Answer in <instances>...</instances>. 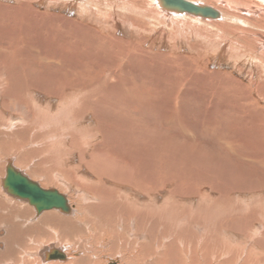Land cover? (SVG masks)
<instances>
[{"label":"bare ground","instance_id":"6f19581e","mask_svg":"<svg viewBox=\"0 0 264 264\" xmlns=\"http://www.w3.org/2000/svg\"><path fill=\"white\" fill-rule=\"evenodd\" d=\"M12 1H15V2L21 1V3L25 2L26 4L24 3L19 8L12 10V12L15 14V16H9L10 15L9 12H4L8 6H0V21L7 23L3 27H2V25H0V36L3 38V41L5 42V43H3L0 40V54H4V53H7V54L10 53L11 54L12 53L13 55H15L16 59L23 60V58H26V60H28L29 62H32V63H34L35 61H36L35 63L42 62L41 65L46 64L48 67H49V65H51L52 68H54V70L57 69L54 72L50 71L49 74L44 73L43 74L44 76L42 75V77H40V79L31 81L34 84L31 83V85H30L31 89H27L28 91H24L21 89L22 90L21 91L22 98L23 99L25 98L30 103L32 102L31 104H33L35 106V109L38 112V114L36 116V122H34L36 124H34V126L35 125L38 126L40 124L37 121L39 120V116H40V114H42V111H44V114H46L48 116V118H49V115L53 116V118L54 117L59 118L60 115L61 116L65 115L66 118H64L65 120H63V123H64V121H67L71 126H75L78 129L77 130L78 135L76 133L75 134L77 136H79L82 147H85L86 145L88 146V144L89 145H91V144L96 145L97 140H98V134L100 132H101L103 137L102 138L99 137V138L104 140V143H106L108 146H110V144H112V142H113V144L115 143V144L119 145L120 144L119 143L120 137L125 136L127 138L125 146H126V148H129L130 150H129L127 157H126V164H128L130 166V171H128V172L126 171L127 174H126V177H124V180H125V178H127L128 182H127L126 186L131 187V188H130V190L127 191V195H126L127 200L124 203V205L126 204L124 207L127 210L126 211L127 214L125 215L126 218L123 220L125 222L124 223L125 225L122 223V226L123 227L129 226L130 229H132L131 235H129V237L132 239V241L137 240L141 243L148 242V238H147V235L145 233L139 234V233L134 232V229H135L134 226H135L136 222L138 221V219L140 222L143 223V225H144V223L146 224L147 220H148L149 224H152L153 222H155L153 220L154 219L153 216H155L159 213L158 214L160 217L159 222L162 221L163 223L164 222L166 223V220L168 219L167 217H171L170 216L171 213H166L165 210L161 209V208H165L166 210L168 209V202L164 201L165 200L164 197H157V198H161V201L159 200V202H157L158 201L157 198H156L157 201H154L152 198L153 194L155 192L154 186L156 183L153 184L152 174L149 173V166L147 163V157L148 156L143 155V158L137 157L139 154L136 152L137 149H135V143L137 141L136 144H138V142L146 140L147 137L143 134H140V135H137L138 137L136 136L137 138L135 139L136 133L132 132V128H131L132 124L129 123L127 119H126L127 121H124L120 116V113H121V115H123V114L126 115L125 112L127 113V111H126L127 109H122V112H119L118 109H111V106L108 105V101H111L114 99L117 100L119 98H122L121 96L126 98V95L128 97H130V96L137 97L138 94L136 93V96H135L134 89L132 88V83L130 81V80H132L131 77H135V78H137V80H142V81L148 80L147 82L150 83V85H154V84L152 81H149L150 80L149 78H155V80L159 79L158 82L156 81V83L158 85L154 86L155 90H157L156 92H158V91L162 92L161 95H163V97L165 96L164 99H162L163 97L161 95H159L161 97L159 100V103L162 104L163 108H165V109L167 108L168 103L170 104V108L168 110L166 109V112L163 114V117H162L163 121L165 119L166 122L171 124V123H175L174 120H176L177 125L183 126V129L184 128L188 129L185 125L179 123V118L181 117V115L179 114L180 113L179 109L181 108V105L183 104V102L186 101L185 100L186 97H184V94H180L179 92H177V90H176V92H174L175 90L172 91V88L175 87L176 84H171L170 82H168L164 79V74H162L163 73L162 72V66H163L162 60L160 61L161 57L157 58V56L155 55L156 57L152 56V58L151 57L146 58V57H143L145 55H142V54L139 56H134V54L133 55L131 54V55H127L125 57L124 56V55H126L125 53H120L118 55L115 52H113V50L112 51L110 50L111 52L109 51L107 54L102 53V51H99L100 47H102L104 44H106V42L110 41L111 38L114 39L113 42L115 44H116V42L117 43L119 42V43L128 45V44H134L132 42L130 43V40H132L131 34H133L135 36L141 35L142 37H144L143 41L144 42L146 41V44L148 45L147 47H150V48H152L153 46L157 47L158 44H160L161 46H167L168 45L167 47H169L171 52L177 51V50H179V48H183V49L186 48L185 50L191 49L192 51L196 52L198 59H204L207 56L210 57V59L213 60L215 65H219V64L221 65L222 63H224L227 65L229 64L228 65L229 67H235V65H237V66H239V65L245 66L246 65L247 67L249 66L248 72L247 73L244 72L247 75L244 77L248 79V84L247 85L245 84L246 85L245 87H242L243 85L241 86L239 84L245 90V92H244L245 94H242V95L232 94L233 98H229L230 99V101H229V100H226V98L228 96L224 97L223 94H221V91L217 92V91L212 90V92H209L208 94H206V92H208L206 90L207 89L206 88L205 89L206 91H204V93L206 94L205 95L206 98L204 99V101L207 102L211 99V102H209L208 104H210L211 106L212 105L214 106V104H215L214 107H217L216 104H218V108H217L218 113H224L228 108H233V110H231V111L237 113L235 118L240 119L241 127H243V124L246 125V127L244 126V128H243V130H245V132L239 131L240 133L243 134L242 138H240V140H237L238 143H240L238 145H241L243 148H245V152L242 155L243 156L242 158L243 159L245 158L244 159L245 162H249V163H253V164L254 163L258 164V163L264 162V157H263L264 147L262 148V145H261V143H263L261 141V138L264 139V0H217V1H215V0H185L187 2L195 4L197 6H206V7L212 8L214 11H216L219 14L218 18H216V19L202 18L201 16H193V15L185 14V13L167 12V11H164V9L163 10L161 9V7L159 6V2H158L159 0H107L106 2L104 0L103 2H101L103 4L105 2V4H106L105 5L106 9L103 12H101L100 11L101 9L98 8V6H97L98 3H99L98 5H100V0H67L68 2H64L63 4L57 3L56 0H12ZM31 3H33V5L38 4L40 6H53V7L58 6L63 11H65V10L71 11L76 15V19L79 20L80 22H82L83 25L71 22L70 20H68L64 17H61V16H59V17L58 16L57 17L56 16L55 17H48L49 15H47V12L44 13L45 17H43V15L41 13H39L35 10H32V9H28V8H31L30 7ZM211 5L218 6L221 11L217 10L216 8L212 7ZM26 7H28V8H26ZM8 8L11 9L10 7H8ZM20 9H22V10H20ZM3 12H4V15H3ZM119 13H120V15H119ZM151 13L154 14V16L151 15ZM26 16H28L29 19H31V20H29L28 17H26ZM167 16H169V17H167ZM141 17L146 19V22H144V24H142V25H146V26H150V27L152 26L153 29L151 28V30H149V31L142 29L141 23L139 20V18H141ZM40 18H41V20L39 21ZM54 18H56V21L59 20L57 22L60 23L59 24V25H61L60 29H62L64 34L67 33V34H70L71 37L73 36L72 40L76 41V42H74L75 43L74 46H72L73 43L70 40L69 41H67V40L61 41V43L63 45H59L56 43H53V45H52L51 38H48L44 42H41V40L39 39L36 42H33V44H31V45H25L26 41L28 40L25 38L27 33L34 31V29H36V28H39L38 26L41 27V24H44V23L48 24L49 20H55ZM158 18H159L160 22H159ZM181 18H186V20L188 18V20H189V21H187V23L189 22L188 25L193 24L192 22H198L201 27L202 26L210 27V29L213 30L212 36L215 37L213 40L218 39L219 41L212 43L213 41L211 42V40H209L208 36H206V38L208 37V40H209V41L207 40V42L204 41V39H202V38H200L201 40L199 38L198 39L194 38V37H196V35L194 33L193 34L191 33V30H189L190 28L189 29L186 28L187 26L184 27L183 24H182V26H180V24L182 23ZM33 23H35V24H33ZM89 23L90 24L92 23L96 27H99L101 29V31L104 29L103 33H106L109 38L105 39V38L99 36V33L96 34L92 31H89L88 29H86V27L88 26ZM142 23H143V21H142ZM164 24H168L170 26L169 27L170 30L163 28L165 26ZM46 26L48 27V29H50V27L48 25H46ZM173 26H176V27H173ZM177 26L181 27V28H177ZM207 27H205V28H207ZM73 28H74V32H70V30ZM162 29H164V30H162ZM177 29H179L180 31ZM186 29H188V30H186ZM195 29H198V28H195ZM225 29L235 30L237 32V34H236L237 40H235L236 44L235 43L231 44L226 40L220 39V38L223 39V36L225 34L223 35L221 33ZM198 30H196V31H198ZM38 32H39V30H38ZM115 33H118L120 37L114 38L113 36H115L114 35ZM199 33L206 34L205 29H204V31L200 30ZM9 34H11V35L9 36ZM50 35H53V34H50ZM7 36L9 39L8 41L6 39ZM1 37H0V39H1ZM22 37L25 39L21 40ZM204 37H205V35H204ZM136 39H138V38L136 37ZM110 43H112V42H110ZM21 45H24L23 47H26L25 53H23V51L21 49H18ZM134 45L138 46L137 41H135ZM233 45H234V47L236 46V48H237L236 50H233V48H232ZM161 46H160V48H161ZM23 47H21V48H23ZM154 48H152V49H154ZM123 49L125 50L127 48L124 47ZM20 53H23V54L19 55ZM113 56H115L114 59H112ZM182 57H183V55H182ZM152 59H154L156 61L155 63L157 66L155 65L154 67H152V63H151ZM138 63H140L139 69L136 68L139 65ZM202 63H203V61H202ZM11 64H12V62H11ZM103 67H115L116 69L114 70V72L113 71H105V70L102 71ZM165 67H164V69H166ZM167 67H170V66H167ZM242 68H244V67H242ZM195 70H197V69H195ZM197 71H196V73L194 71H192V72H194L198 76ZM235 71H236V69H235ZM189 74H190V72L187 73L186 75H189ZM220 75H223V74L221 73ZM181 76H183V75H181ZM218 76L219 75H217V77ZM198 77H200V76H198ZM203 77L204 76H202V80H203ZM188 78H189V76L187 77V79ZM196 78L194 79L192 77L189 82L187 81V83H189V86H188V84H183V85H185V86L187 85V89H188V87H190V88L193 87V89H195L197 86ZM206 78H208V77H206ZM206 78H204V79H206ZM224 78H226V77H224ZM180 79H181V77H180ZM3 82L4 81H0V92H1L2 87H3ZM211 82H213V81H210V83ZM236 83L237 82H235V84ZM180 86L181 85H179V87ZM200 86H201V83H200ZM109 87H112L114 89V91L112 90V88H109ZM37 91H38V93H37ZM173 92H174V97L176 98L174 108H172V103L174 102L175 99L174 100L171 99ZM196 92H197L196 90L193 91L192 95L195 94ZM240 93H241V91H240ZM254 94L256 96V99L254 98ZM139 95H140V93H139ZM169 95L171 97H169ZM102 96L104 97V99H102V100H105L103 102H101V100H99V98ZM85 97H89L90 99L94 98V100H97L102 104L100 106L94 107L93 109L91 108L92 110L85 108L83 112H81V111H78V113L73 112L75 114L72 115L71 111H73L72 110L73 107H76V108L79 107L80 108V106L83 105V99ZM10 98H12V97L11 96H5L3 98V103H1V105L3 106L5 104V102H7V100L8 101L10 100ZM46 98L48 100L50 99L51 103L46 102L45 101ZM52 100H54L53 104H52ZM39 101H42V102L44 101L43 103H47L48 105H50L49 109H46L45 107H43L44 104L42 105V103ZM93 102H91V103H93ZM99 102H98V105L100 104ZM260 102H262V104ZM96 103L97 102L95 101V104ZM123 103L126 104V101H124ZM123 103L119 104L120 107L123 106ZM137 107L138 106L132 104V106L130 105L129 110L135 109ZM250 107H252L253 111H257L258 114L254 115V114L250 113L251 110L248 113L243 111V109H245L246 111L249 110ZM20 109L18 111H20ZM160 109H161V106H160ZM21 110H23V109H21ZM112 113L117 115L118 118L110 116ZM244 114H246V115H244ZM90 115L92 116V118L90 117ZM23 117L21 116V118H19V119L18 118L17 119H14V118L8 119L7 118V126H8L9 122H11L12 124H20V123L26 121L25 120L26 118L23 119ZM116 119H119V121H116ZM120 119H121V121H120ZM2 121L3 120H1V117H0V123ZM91 121H95L96 125L90 124L89 122H91ZM67 122H66V124H64V125L62 124V125L64 128H66L68 130L69 128L67 127V124H68ZM10 125L11 124H9V126ZM58 126H61V124H59ZM48 127H50V126L48 125ZM52 127H53V125H52ZM83 127H85V128H83ZM4 129L6 131H3ZM73 129L71 128V131ZM180 129H181V127H180ZM44 130H46V129H44ZM49 130H51V129H49ZM58 130L59 129H57V131ZM60 130H62V129H60ZM102 130H103V132H102ZM63 131H65V130H62L61 132H63ZM250 131H254V134H252L253 137H252L251 142L248 146L249 141L247 139L245 140L244 136L246 133H248ZM72 132H74V131H72ZM12 133L13 132L9 131V128H7V127L5 128L4 126H2L0 124V151H1V148L6 145V142L8 141L7 139H10V137H13L15 139V137L13 136L14 134H12ZM187 133H188V131H187ZM62 134L63 133L58 134V132H55L54 128L52 129L51 132L49 131V132L40 134L41 136L46 138L47 143H49V141L52 140L50 142V144L48 145V148L45 149L46 155L50 156L52 159L54 158V160H55L54 164L58 167H61V166L66 167L65 166L67 164L66 162L69 159H71L70 154H72V153L69 154V152H68V154H69L68 155L67 151L65 152L66 154L64 152L62 153V151H60V149L58 148L60 146V144L63 143V140L66 138V136L68 135V134L67 135L64 134V136H62ZM19 137H21V136H19ZM37 137L38 136H35L34 140L33 139H32L33 141L30 140V142L28 140H27L28 142H26V141L24 142V141H22L23 138L22 139L20 138L22 143H21V141H19V143L17 142V144H16L17 149L22 150V149L27 147V150L25 149L26 151H22V153H24L25 156L30 157V155H33L34 152L36 151L34 142H36ZM236 144H237V142H236ZM11 145H9V146H11ZM13 146H15V145H13ZM151 146H152L151 145V139H149L148 145L145 147V149L140 147V151L141 152L142 151L147 152L144 150H149V152H150ZM28 147H30L29 150H28ZM63 149H66V148H63ZM253 149H257L259 151L254 152ZM199 151H201V150H199ZM9 152H11V151L9 150ZM19 152L21 153V151H19ZM0 153H2V152H0ZM123 154H124V152H123ZM104 155H105V153H103L101 151L100 156H104ZM19 158H21V157H18V159ZM64 158L65 159L68 158V159H66L67 161ZM36 161H37V159H36ZM8 164H10L15 170L20 172L21 175H23L24 177H26L30 181L38 184L37 182L32 180L24 171L22 172L21 170H19V168L17 169L16 163L14 166V164L12 163L11 160H7V162L4 166V169L1 170V172H2L1 174H3V176L1 175V177H0V229L4 228V231H6V233H4L5 236H3V237H1V234H0V243L3 242V245L0 246V264H13L14 262H16L18 260V257H20V259H21L20 264H26L29 262H33L34 264H91L90 257L89 258L85 257V256L80 257L78 254L75 253L74 258H76V259L74 262L73 261L71 262V261H69L71 258L69 259L68 256H66V254L63 253L61 250L55 249V248H52L49 246L46 247L45 249H41V252L39 254H37L36 251L34 252L33 250H29V249L28 250L27 249L22 250V249H20V246H22L23 243H25L24 242L25 240H23V242H21V240L23 238L26 240H28L29 238L30 239L33 238L34 232H38V233L42 232L43 233L44 231H47V230L52 231L51 229L56 228V229H60V230L66 229L69 233H71L70 230H68V229H70L71 226H72V228H74L75 224L82 221V219L86 216V215H83L84 212H85V214L87 212H89L85 209L90 208V205H89L90 201L87 203L86 199H84V198L81 199L82 202H85L86 207H85V209H83V203L78 205L77 208L79 210L84 211V212L83 213L80 212L79 215H77L76 214V212H77L76 208H75V210H73V208L69 205L66 197L63 194H61L58 190L51 189V190L58 192L62 196H64V198L66 199L67 206H68V211L62 212L59 209H50V210H46V211H42L40 213H37L36 209L33 206L29 205L27 200L11 196L6 192V190H4V188L2 186V181L5 177V168ZM166 166H168V165H166ZM187 167L185 170L190 171V168H187ZM124 168H126V167H124ZM76 170H77L76 168L75 169L72 168L73 172ZM119 170H121V169H119ZM189 171L187 173H185V175L188 178V180L185 179V181L186 180L189 181V179H190V181L188 183L192 184L193 186L196 184L194 186L196 189L200 188L201 185H206V186L207 185L210 186V184L213 185L212 182L210 181L211 178L208 180L201 179L198 176L191 178ZM76 173H77L80 181L84 180V178L82 179V177H84V176L80 172H78V171L74 172L75 175H76ZM77 175L75 176V178H77ZM116 182H117V180H116ZM202 182H205V184H201ZM61 183H63V182H61ZM61 185H65V184H61ZM222 186H223V184H222ZM235 186H237V185H235ZM256 186H258V185H256ZM39 187L42 188L40 185H39ZM217 188H222V187L217 186L216 190H218ZM42 189H44V188H42ZM67 189H69V188H67ZM85 189H86V187H85ZM196 189L192 190V189L186 188L184 190V191H186V194H184V191L181 190V193H182L181 195H183V197H181L180 199H185L190 194L192 196L194 195L195 197H197ZM213 189H215V188H213ZM45 190H49V189H45ZM235 190H236V192L238 190H241V191L247 190V191H249V193H250V191L251 192L253 191L250 189V187H249V189L248 188L244 189V187L241 189H237V187H236V189L234 188L233 190L229 191L231 193V197L233 200L235 198L232 196V194L235 193ZM262 190L264 191V188ZM69 191H70V189H69ZM118 193H120V192H118ZM175 194H177V193H175ZM253 194L254 193H251L252 196H254ZM261 196H262V194H261ZM136 197H140V200L136 201ZM6 199L8 200V202ZM87 199H90V198H87ZM199 200H202V201H199ZM80 202H78V203H80ZM248 202H249V200H248ZM262 202H264V201H262ZM170 203L172 204V202H170ZM197 204H199L201 206L198 205V209H196L195 206L191 205L189 207V212L191 214L198 213L199 220H201V219L203 220V218L204 219L208 218L206 220L209 221L210 227H216V229H217L216 234H218V236H219V240H218L219 242L218 241L215 242V241L211 240V245L209 247L212 248L211 249L212 251H211V253H209V258H208L209 260L205 261L204 264H217V263L218 264H264V245L258 244V241L264 240V227H261V224H260V220L264 223V206H263L264 204L258 203L259 206H257V207L260 208V209H258V210H260V213H259L260 215L258 214V216L256 218L249 219V224L247 226L241 225L240 227H236V228L232 227L233 229H231L229 227H228V229L220 228V227H218L217 223L219 222L220 224H222V222H224L225 219H227L229 216L232 217V216L239 215L241 217L242 216L241 214L244 213V211L246 210V205L243 206V204H242V206H239L240 208L235 209V210L234 209L231 210L229 207L230 200L228 198H226L225 200L222 198L221 199L219 198L218 200H212L211 202H209V201H206L202 198L200 199V195L197 197ZM219 204H221V205H219ZM96 205H97V203H96ZM106 206H108V205H106ZM235 206L236 205H234V207ZM153 207H156V208L153 209ZM121 208H123V205H121ZM216 209H218V210H216ZM162 211H164V212L161 213ZM104 212H105L104 209L99 208L98 210L94 211L95 214H93V216L98 214L99 217L101 218L100 215H103ZM189 212L187 214H185L186 217L181 216V218H179L178 216H176V218H177L176 223H178L181 226H184L185 223H187L188 219H190L192 221V219L189 218V215H190ZM131 213H132V215H135V219H134V217L131 216ZM160 214L163 216H160ZM251 214H252V212H251ZM119 215H121V214L119 213ZM122 215H124V214H122ZM117 216L118 215H116V217ZM165 216H167V217H165ZM136 218H137V220H136ZM151 218H153V219H151ZM107 219H108V221L111 220V222H112L113 220H115L117 218H115V216H112L111 214H109ZM149 219L153 220V222L150 221ZM120 221H119V223H120ZM170 221L172 222V220H170ZM231 222H232V224L234 223L233 220ZM137 224H139V223H137ZM104 225L100 224V227L104 226ZM205 225H206V223H205ZM194 226L196 229L199 230V227L197 225H194ZM111 227H113V225ZM118 227H119V225L114 227V229H112V230L111 229H106V230L113 232L114 230L116 231V229ZM101 228H103V227H101ZM206 228H208V227H206ZM218 229H219V231H218ZM211 230H213V229H211ZM126 231H127V229H126ZM139 232H141V229ZM241 232L243 235L242 237L240 236ZM127 234H129V233H127ZM196 238H198V237H196ZM212 239L214 240V238H212ZM38 241H40V240H38ZM29 244H33V243L32 242H30V243L26 242L24 245L26 246ZM26 247H24V248H26ZM149 248L148 247L144 248L145 250L143 249L141 251L143 253V256L146 259H149V256H150V254L148 253ZM169 248L170 247L168 246L167 248L165 247V250L162 249L161 250L162 253L164 255L168 256ZM18 251L20 252V255H18L19 254ZM54 251H56L58 254L63 255L64 258L60 259L59 257L58 258L50 257L51 252H54ZM118 251H120V250H118ZM213 258L216 260L215 263L213 262L214 261ZM123 260L125 261L124 263H123ZM167 260L170 262L168 257H167ZM108 261H109L108 264H111V263L112 264H134L136 259L133 256L125 255V254H122L119 252L118 253L115 252L114 258L108 259ZM158 261L159 260L156 259V261L155 262L153 261L152 264H156V263H158ZM40 262H43V263H40ZM136 263H137V261H136ZM142 263H145V262H142ZM147 264H150V262L147 261ZM201 264H203L202 260H201Z\"/></svg>","mask_w":264,"mask_h":264},{"label":"rangeland","instance_id":"374dc122","mask_svg":"<svg viewBox=\"0 0 264 264\" xmlns=\"http://www.w3.org/2000/svg\"><path fill=\"white\" fill-rule=\"evenodd\" d=\"M56 1L59 4H61V3L63 4L64 2H68L67 0H61V1L56 0ZM103 1L104 0H100L101 6L98 5L99 3L97 4L98 8L101 9L100 10L101 12L105 11V9H106L105 8V5H106L105 2L107 0H105L104 4L101 3ZM215 1H217V0H215ZM24 3L25 2L21 3V1L15 2L12 0H0V6H8L11 8V9H9L7 7L6 10L4 11V12H9V14H10L9 16H15V14L12 12V10L19 8ZM211 6L216 8L217 10L221 11L218 6H215V5H211ZM30 7L31 8H28V7H26V8L32 9V10H35V11L41 13L43 15V17H45L44 13L47 12V15H49L48 17H55V16L59 17V16H61V17H64V18L70 20L71 22L83 25L82 22H80L79 20L76 19V15L73 12L68 11V10L63 11L58 6H54V7L53 6H40L38 4L33 5V3H31ZM20 10H22V9H20ZM4 12H3V15H4ZM119 15H120V13H119ZM151 15L154 16V14H152V13H151ZM26 17H28V16H26ZM167 17H169V16H167ZM28 19H29V17H28ZM54 19L55 20H49L48 24H46V23L41 24V27L38 26L39 28L34 29V31H32L30 33H27L25 38L28 40L26 41L25 45H31V44H33V42H36L39 39L41 40V42H44L48 38H51L52 45H53V43L63 45L61 43V41H66V40L69 41L70 40L73 43L72 46H74V44H75L74 42H76V41L72 40L73 36L71 37V35L67 34V33L64 34L62 29H60V26H61V25H59L60 23L57 22L59 20L56 21V18H54ZM29 20H31V19H29ZM40 20H41V18L39 19V21ZM139 20H140L142 29H144L146 31L151 30V28L153 29L152 26L150 27V26L142 25V24H144V22H146V19H144L143 17L139 18ZM158 20H159V18H158ZM142 21H143V23H142ZM181 21H182V23L180 24V26H182V24H183L184 27L187 26L186 28H188V29L190 28L189 30H191V33L192 34L194 33L196 35V37H194V38H197V39L202 38V39H204V41L207 42L208 37H209V40H211V42L213 41L212 43L219 41L218 39L213 40L215 37L212 36L213 30L210 29V27H207V26L201 27L198 22H192L193 24L188 25V23H189V22L187 23V21H189L188 18H187V20H186V18H181ZM159 22H160V20H159ZM5 24H7V23L0 21V25H2V27ZM33 24H35V23H33ZM46 25H48L50 27V29H48V27ZM164 25L165 26L163 28L170 30L169 29L170 26L168 24H164ZM173 27H176V26H173ZM205 27H207V28H205ZM177 28H181V27L177 26ZM195 28H198L199 30L195 29ZM86 29H88L89 31H92L96 34L99 33V36H101L105 39L109 38L106 33H103L104 29L101 31V29L99 27H96L92 23L91 24L89 23L88 26L86 27ZM188 29H186V30H188ZM204 29H205L206 34L199 33L200 30L204 31ZM38 30H39V32H38ZM71 30H70V32H74V28ZM162 30H164V29H162ZM177 30H179V29H177ZM196 30H198V31H196ZM225 30H224L225 32L223 31L221 33L223 35L225 34L223 36V39L222 38H220V39L226 40L231 44L235 43V40H237L236 39L237 32L235 30H231V29H225ZM49 33L53 34V35H50ZM11 34H9V36ZM114 35H115V36H113L114 38L120 37L118 33H115ZM131 35H132L131 36L132 38L131 37L130 38L132 40H130V43L132 42L135 44V41H137L138 46L134 45V44L126 45V44H122L119 42L118 43L116 42V44H115L113 42L114 39L111 38L112 41L110 40V41L106 42V44H104L102 47H100L99 51H102V53L107 54L110 50L111 51L113 50V52H115L118 55L120 53H125L126 54V55H124L125 57L127 55H131V54L132 55L134 54V56H139L142 54V55H145L143 57H146V58H149V57L152 58V56H155V55L157 56V58L161 57L160 61L162 60V65H163L162 66V72H163L162 74H164V79L166 81L170 82L171 84H176L175 87L172 88V91L175 90L174 92H176V90H177V92H179L180 94H184V97H186V99H185L186 101L183 102V104L181 105V108L179 109V111H180L179 114L181 115V117L179 118V123L185 125L188 129H185V128L183 129V126L177 125L176 120H174L175 123H171V124L166 122L165 119L163 121V119H162L163 114L166 112V109L168 110L170 108V104L168 103L167 108L165 109V108H163L162 104L159 103V100L161 98L159 95H161L162 92H160V91L156 92L157 90H155V87H154V86L158 85L156 83V81L158 82L159 79L155 80V78H149L150 79L149 81H152L154 84V85H150V83L147 82L148 80L142 81V80H137V78H135V77H131L132 80H130V81L132 83V88L134 89V92H135V93L134 92L133 93L135 94V96L137 93L138 94L137 97H133L130 95H129L130 97H128L126 95V98L121 96L123 99L119 98L117 100L114 99V100L108 101V105L111 106V109H118L119 112H122V109H127L126 110L127 113L125 112L126 115H124V114L121 115V113H120V116L124 121L128 120V122L132 124V127H131L132 132L136 133L135 139L138 137L137 135H140V134H143L147 137L146 140L138 142V144H136L137 143V141H136L135 149H137L136 152L139 154L137 157L143 158V155L148 156L147 157V163L149 166V173L152 174L153 184L156 183L154 186L155 192H154L152 198L154 201L158 200L157 202H159V200L161 201V198H157V197H164V199H165L164 201L168 202V209L167 210L165 208H161V209L165 210L166 213H171V215H170L171 217L165 216L168 218L166 220V223L165 222L163 223L162 221L159 222L160 217H159V215H158L159 213H158L157 215L153 216L154 219L151 218L155 222H153V220L149 219L153 223L149 224L148 220H147L146 224L144 223V225L138 219V221L136 222V224L134 226L136 229V230L134 229V232L139 233V234L145 233L147 235L148 242L141 243L137 240L132 241V239L129 237V235H131L132 229H130L129 226H124V227L122 226V223L123 224L125 223L123 220L126 218L125 215L127 214L126 213L127 210L124 207L126 204L124 205V203L127 200V197H126L127 191L130 190V188H131V187L126 186L127 182H128L127 178H125V180H124V177H126L127 172L130 171V166L128 164H126V157H127V154L130 150L129 148H126V146H125L127 138L125 136L120 137L119 138V143H120L119 145H117L115 143L113 144V142H112V144H110V146H108L106 143H104V140L101 139L103 136L100 132L98 134V140L96 143L97 146L95 144H91V145L88 144V146L86 145L85 147H82L79 136H77L78 135V133H77L78 129L75 126H71L67 121H64V123H63V120H65L64 118H66L65 115H62V116L60 115V117H59L60 119L55 118V117L53 118V116H50V115L48 118V116L46 114H44V111H42V114H40L39 120L37 121L42 126L40 124L38 126L37 125L34 126V124H36L34 122H36V116H37L38 112L36 111L35 106L33 104H31L32 102L30 103L25 98L24 99L22 98L21 91L22 90L28 91L27 89H31L30 88V85L32 83L31 81L40 79V77H42V75L44 73L49 74L50 71L54 72L57 69L54 70V68H52L51 65H49V67L46 64L41 65L42 62L35 63L36 62L35 61L34 63H32V62H29L28 60H26V58H23V60H19V59H16L15 55H13L12 53L11 54L10 53H8V54L4 53V54H0V66H1L0 67V81H4L2 90L0 92V113H1L0 117H1V120H3L0 124L2 126H4L5 128L6 127L9 128V131L13 132L12 134H14L13 136L15 137V139L13 137H10L11 140L7 139L8 141L6 142V145L1 148L0 152H2L3 154L0 153V177H1V175L3 176V174H1L2 173L1 170L4 169V166L7 162V160H11L12 163L14 164V166L16 163L17 169L19 168V170H21L22 172L24 171L32 180L37 182L42 188H44V189H56L61 194H63L66 197V199L68 200V203L73 208V210H75V208H76V211H77L76 214L77 215H79L80 212H82V213L84 212V211L79 210L77 208L78 205L83 203V209H85V207H86L85 202H82L81 199L82 198L86 199L87 203L90 201V203H89L90 208L85 209V210L89 211L90 213L87 212L85 214V212H84L83 215H86V216L82 219V221L75 224L74 228H72V226H71V228L68 229V230H70L71 233H69L66 229L60 230V229H56V228L51 229L52 231H48V230L44 231L43 233L42 232H39V233L34 232L33 233L34 239L29 238L28 240H26L23 238L21 240V242H23V240H25L24 241L25 243L26 242L27 243L32 242L33 244L26 245L27 246L26 247L24 245L25 243H23V245L20 246V249H22V250L23 249L33 250L34 252L36 251V253L39 254L41 252V249H45L46 247L49 246V247L61 250L63 253L66 254V256H68L69 259L71 258L69 260L71 262L75 261L76 258H74L75 257L74 254L76 253L80 257H83V256L88 257V258L90 257L91 264H108V262H109L108 259H113L115 252L116 253L119 252V253H122L125 255L133 256L137 261V263L135 261L134 264H147V261H149L150 264H152L153 261L154 262L156 261V259L159 260L158 263H156V264H183L184 262H185L184 264H201V260H202V263L204 264L205 261L209 260L208 259L209 253H211V251H212L211 250L212 248L209 247L211 245V240L216 242L219 240V236H218V234H216L217 233L216 227H210L209 221L206 220L208 218H206V219L203 218V220L202 219L199 220L198 213L191 214L189 212V207L191 205L195 206L196 209H198L199 204H197V197L199 195H200V199L202 198V199L209 201V202H211L212 200H218L219 198L220 199L222 198L224 200L226 198H228L230 200L229 207L231 210L232 209L235 210V209L240 208L239 206H242V204H243V206L246 205V210L244 211V213L241 214L243 217L242 216L240 217L239 215L232 216V217L229 216L227 219H225V221L223 220L224 222H222V224H220L219 222L217 223L218 227L223 228V229H228V227L233 229L232 227L236 228V227H240L241 225L247 226L249 224V219L256 218L258 216V214L260 213V210H258L260 208L257 206H259L258 203L264 204V202H262V201H264V191L262 190L264 188V162L258 163V164H256V163L253 164V163L245 162L244 161L245 158L244 159L242 158L243 157L242 155L245 152V148H243L241 145H238L240 143H238L237 140H240V138H242L243 134L240 132H242V131L245 132V130H243V128H244V126L246 127V125L243 124V127H241L240 119L235 118L237 113L231 111V110H233V108H228L224 113H218V111H217L218 104H216L217 107H214L215 104H214V106L213 105L211 106L210 104H208L209 102H211V99L210 100L208 99L209 101H207V102L204 101V99L206 98L205 95L208 94L209 92H212V90L217 91V92L221 91V94H223L224 97L228 96L226 98V100H229V101H230L229 98H233L232 94H234V95L245 94L244 93L245 90L242 87H245L248 84V79L245 78L244 76H247L245 73L248 72L249 66L247 67L246 65L244 66V65L238 64L239 66L235 65V67H229L228 66L229 64L227 65L224 63H222L221 65L220 64L215 65L213 60L210 59V57L207 56L208 57V58L206 57L207 59L206 58L198 59L196 52L192 51L191 49L185 50L186 48L185 49L179 48V50L171 52L169 47H167L168 45L167 46H161L160 44H158L159 46L158 45H157V47L153 46L152 48H154V47L155 48L152 49L150 47H147L148 45L146 44V41L145 42L143 41L144 37H142L141 35L140 36H138V35L135 36L133 34H131ZM204 35H205V37H204ZM206 36H208V37L206 38ZM136 37L138 39H136ZM25 38L22 37L21 40H24ZM6 39H7V41L9 40L8 36L6 37ZM0 40L3 43H5L3 41L2 37ZM110 42H112V43H110ZM23 46L24 45H21L18 49H21L23 51V53H25L26 47H23ZM160 46H161V48H160ZM21 47H23V48H21ZM124 47L127 49L124 50L123 49ZM232 48H233V50L237 49L236 46L234 47V45ZM23 53H20L19 55H22ZM182 55H183V57H182ZM114 57L115 56H113L112 59H114ZM202 61H203V63H202ZM11 62H12V64H11ZM155 62L156 61L154 59H152V62H151L152 67H154L156 65ZM138 64L139 65L138 66L136 65L137 66L136 68L139 69L140 63H138ZM167 66H170V67H167ZM164 67L166 69H164ZM242 67H244V68H242ZM234 68L236 69V71ZM115 69H116L115 67H103L102 71L105 70V71H113L114 72ZM195 69H197L198 71L200 70V71L198 72ZM192 71H194L195 73L197 71L198 76H200V77H198ZM189 72H190V74L191 73L192 74L186 75ZM221 73L224 76L220 75ZM181 75H183V76H181ZM201 75L204 76L203 80L206 83L202 80ZM217 75H219V76L217 77ZM188 76H189V78H188L189 80L187 79ZM180 77H181V79H180ZM192 77L194 79L197 77L196 78L197 86L195 89H193V87H191V88L188 87V89H187V85L185 86L183 84H188V86H189V83H187V81L189 82ZM206 77H208V78H206ZM224 77H226V78H224ZM204 78H206V79H204ZM210 81H213V82H211L212 84L210 83ZM235 82H237V83L235 84ZM200 83H201V86H200ZM32 84H34V83H32ZM239 84L241 86L242 85L243 86L241 87ZM179 85H181V86L179 87ZM109 88H112V87H109ZM205 89L208 91V92H206V94L204 93V91H206ZM112 90L114 91L113 88H112ZM195 90L197 92L195 94H193L194 95L193 96L192 93ZM240 91H241V93H240ZM174 92H173L172 98H171L172 100L175 99L174 102L172 103V108H174V105L176 102V98L174 97ZM37 93H38V91H37ZM139 93H140V95H139ZM5 96H11L12 98H10L9 101L7 100V102H5V104L2 106L1 103H3V98ZM161 96L163 97V95H161ZM164 97L162 99H164ZM169 97H171V96L169 95ZM254 98L256 99L255 94H254ZM84 99H83V105H81L80 108L79 107H77V108L73 107V109H72L73 111H71L72 115H74L75 113H78V111L83 112L85 108H88V109L92 108L93 109L94 107L100 106L102 104L99 101L94 100V98L90 99L89 97H85ZM102 99H104L103 96L100 97L99 100H101V102L105 101ZM45 101L51 103L50 99L48 100L46 98ZM95 101L97 102L96 104H95ZM124 101H126L127 105L123 103ZM39 102H41L42 105L44 104L43 107H45L46 109H49L50 105H48L47 103H43L44 101L43 102L39 101ZM53 102H54V100H52V104H53ZM91 102H93V103H91ZM98 102L100 103L99 105H98ZM121 103H123L124 107L123 106L120 107L119 104H121ZM260 103L262 104V102H260ZM132 104L136 105L138 107L135 109L129 110V107H130V105L132 106ZM160 106H161V109H160ZM20 108L23 110H21ZM19 109H20V111H18ZM250 110H251L250 113H252L254 115L258 114L257 111H253L252 107H250V109L247 111L245 109H243V111L246 113H248ZM73 112H75V113H73ZM244 115H246V114H244ZM21 116L22 117L24 116L23 119L26 118L25 119L26 121H24L20 124H12L11 122H9L8 126H7V118L8 119H13V118L19 119V118H21ZM110 116L118 118L117 115H115L113 113ZM90 117L92 118L91 115H90ZM116 121H119V119H116ZM120 121H121V119H120ZM66 122L69 124V125L67 124V127L69 128L68 130L63 127V125L66 124ZM89 123L92 125H96L95 121H91ZM9 124H11V125L9 126ZM59 124H61V126H58ZM48 125L51 128L48 127ZM52 125H53V127H52ZM180 127H181V129H180ZM53 128H54L55 132H58V134L63 133L62 136H64V134L65 135L68 134L66 136V138L63 140L64 144L61 143L62 144V145L60 144L61 147L60 146L58 147L60 149V151H62V153L63 152L65 153L66 151H67V154H68V152H69V154L72 153V154H70L71 159H69L68 161L66 160L68 158H66V159L64 158L67 161L66 162L67 164L65 165L66 167L56 166L54 164V162H55L54 158L52 159L50 156L46 155L45 149L48 148V145L50 144V142L52 140H50L49 143H47L46 138H44L40 134H43V133H46L49 131L51 132ZM71 128L72 129L74 128L72 130L74 132L71 131ZM83 128H85V127H83ZM44 129H46V130H44ZM49 129H51V130H49ZM57 129H59V130L62 129L65 131L61 132L62 130L57 131ZM3 131H6V130L4 129ZM187 131H188V133H187ZM102 132H103V130H102ZM252 134H254V131H250V132L246 133L244 136L245 140L247 139L249 141L248 146H249L251 139L253 137ZM19 136H21V137H19ZM35 136H38L36 142H34L36 151L34 152L33 155H30V157L25 156V154L22 153V151H26L27 147L22 149V150H19V149H17L16 144H17V142L19 143V141H21L20 138L21 139L23 138L22 141H24V142L25 141L30 142V140L31 141L34 140ZM99 137H101V138H99ZM149 139H151V145H152L150 152H149V150H144L147 152H143V151L141 152L140 147L145 149V147L148 145ZM22 141H21V143H22ZM261 141L263 142V143H261L262 148H263L264 147V139L261 138ZM236 142H237V144H236ZM9 145H11V146H9ZM13 145H15V146H13ZM63 148H66V149H63ZM29 149H30V147H28V150ZM9 150L11 152H9ZM199 150H201V151H199ZM253 150H254V152L259 151L257 149H253ZM19 151H21V153ZM101 151L103 153H105L104 156H100ZM123 152H124V154H123ZM263 153H264V151H263ZM18 157H21V158L18 159ZM263 157H264V154H263ZM36 159H37V161H36ZM166 165H168V166H166ZM124 167H126V168H124ZM186 167L190 168V171L185 170ZM72 168L73 169L76 168L77 169L76 171L80 172L84 176V177H82V179L84 178L85 181L84 180L80 181L77 173H76L77 178H75L76 175L74 174V172H76V171L73 172ZM119 169H121V170H119ZM188 171L190 172L189 174H190L191 178L197 177V176L201 179H206V180L211 178L210 181L212 182L213 185H211V184H210V186L209 185H207V186L201 185L200 188L196 189L194 187L196 184L193 186L192 184L188 183L190 181V179H189V181H187L188 178L185 175V173H187ZM115 179L117 180V182ZM185 179H187V180L185 181ZM61 182H63V183H61ZM61 184H65V185H61ZM201 184H205V182H202ZM222 184H223V186H222ZM255 184L258 186H256ZM235 185H237V186H235ZM217 186L222 187V188H217L218 190H216ZM85 187H86V189H85ZM236 187H237V189H241L243 187H244V189H246V188L249 189V187H250V189L253 191L252 192L250 191V193H249V191H247V190H245V191L244 190H242V191L238 190L237 192L235 190V193L232 194V196L235 198L233 200L231 197V193L229 191L233 190L234 188L236 189ZM67 188H69L70 191ZM186 188H189L192 190L196 189L197 197H195L194 195L192 196L190 194L187 198L180 199L181 197H183V195H181L182 194L181 190L184 191ZM213 188H215V189H213ZM118 192H120V193H118ZM175 193H177V194H175ZM251 193H254L253 195L255 197L252 196ZM184 194H186V191H184ZM261 194H262V196H261ZM87 198H90V199H87ZM156 198H157V200H156ZM139 200H140V197H136V201H139ZM248 200H249V202H248ZM199 201H202V200H199ZM7 202H8V200H7ZM78 202H80V203H78ZM103 202L104 203L106 202V203L104 204ZM170 202H172V204ZM96 203H97V205H96ZM106 205H108V206H106ZM121 205H123V208H121ZM219 205H221V204H219ZM234 205H236V206L234 207ZM199 206H201V205H199ZM99 208H102L105 210L104 214L100 215L101 218L99 217L98 214L93 216V214H95L94 211L98 210ZM155 208L156 207H153V209H155ZM216 210H218V209H216ZM163 212L164 211H162L161 213H163ZM188 212L190 213L189 218H191L192 221L190 219H188L187 223H185L184 226H181L178 223H176L177 222L176 216H178L179 218H181V216L186 217L185 214H187ZM251 212H252V214H251ZM119 213L121 215H119ZM109 214H111L112 216H115V218H117V219L113 220L112 222H111V220L108 221L107 218H108ZM122 214H124V215H122ZM116 215H118V216L116 217ZM131 216L134 217V219H135V215H132V213H131ZM160 216H163V215L160 214ZM136 220H137V218H136ZM170 220H172V222ZM232 220L234 222L233 223L234 225L231 222ZM119 221H120V223H119ZM137 223H139V224H137ZM205 223H206V225H205ZM100 224H103V225L105 224V225L101 226V227H103V228H101ZM260 224H261V227H264V223L261 220H260ZM112 225H113V227H111ZM118 225H119V227L116 229V231L114 230L113 232H110V231L106 230V229L112 230V229H114V227H116ZM194 225H197L199 227V230L196 229ZM206 227H208V228H206ZM126 229H127V231H126ZM140 229H141V232H139ZM211 229H213V230H211ZM218 231H219V229H218ZM4 233H6V231H4V228H1L0 229L1 237L5 236ZM127 233H129V234H127ZM240 236L241 237L243 236L242 232H241ZM196 237H198V238H196ZM212 238H214V240ZM38 240H40V241H38ZM258 244L264 245V240L258 241ZM2 245H3V242L0 243V246H2ZM168 246L170 248L168 250V256H166L162 253L161 250L162 249L165 250V247L167 248ZM24 247H26V248H24ZM147 247L148 248L150 247L148 250V253L150 254L149 259H146L143 256V253L141 252L144 248H147ZM118 250H120V251H118ZM18 253H19L18 255H20L19 251H18ZM167 257L170 260V262L167 260ZM20 261H21V259H20V257H18V260L16 262H14L13 264H20ZM124 262L125 261L123 260V263ZM142 262H145V263H142ZM213 262L215 263L216 260L214 259ZM40 263H43V262H40ZM26 264H34V263L29 262Z\"/></svg>","mask_w":264,"mask_h":264},{"label":"water","instance_id":"95a60500","mask_svg":"<svg viewBox=\"0 0 264 264\" xmlns=\"http://www.w3.org/2000/svg\"><path fill=\"white\" fill-rule=\"evenodd\" d=\"M158 2L161 9L167 12L185 13L209 19H216L219 16L212 8L197 6L185 0H159ZM2 186L9 195L27 200L29 205L36 209L37 213L50 209H59L62 212L68 211L64 196L54 190L40 188L38 184L21 175L10 164L5 168ZM50 257L64 258L63 255L58 254L56 251L51 252Z\"/></svg>","mask_w":264,"mask_h":264}]
</instances>
